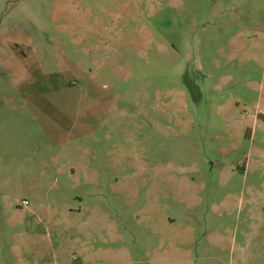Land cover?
I'll use <instances>...</instances> for the list:
<instances>
[{
    "label": "rangeland",
    "instance_id": "1",
    "mask_svg": "<svg viewBox=\"0 0 264 264\" xmlns=\"http://www.w3.org/2000/svg\"><path fill=\"white\" fill-rule=\"evenodd\" d=\"M0 264H264V0H0Z\"/></svg>",
    "mask_w": 264,
    "mask_h": 264
}]
</instances>
